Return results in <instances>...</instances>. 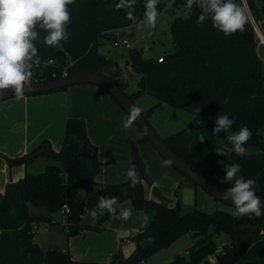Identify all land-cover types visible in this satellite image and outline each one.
<instances>
[{"label": "trees", "instance_id": "obj_1", "mask_svg": "<svg viewBox=\"0 0 264 264\" xmlns=\"http://www.w3.org/2000/svg\"><path fill=\"white\" fill-rule=\"evenodd\" d=\"M256 1L261 3L260 6L255 4ZM117 2L75 0L69 6L71 22L67 26V42L62 41L59 48L47 46L42 42L45 33L41 31V40L35 42L38 56L54 59L59 66H67L70 76L105 75L108 69H117L116 63L99 53V39L115 41L118 34L134 33L143 20L145 0H137L135 20L127 17L125 9H116ZM249 4L255 19L263 24L264 33V0H249ZM169 6L174 13L176 8L186 7V2L161 0L157 6L158 13ZM200 11L199 7H194L189 10L188 17H178L171 22L174 51L164 55L165 62L158 64L145 58L143 49L128 50L126 65L141 77L135 93H127L128 83L122 73L114 82L133 101L140 94H146L158 104L164 103L192 114L194 119L188 127L162 140L206 180L226 190V183L220 184L217 178V173L222 172L216 167L221 156L215 141L227 139L229 133L213 135L215 119L225 114L234 119L230 132L238 130L241 125L247 126L252 136L245 145L264 151V71L250 22L244 31L225 36L212 26L211 18L202 25L198 24ZM70 62L73 63L71 66L68 65ZM198 108L201 109L199 113L196 111ZM152 109L142 112L146 119ZM201 132L207 138L204 143L198 141ZM72 138L75 142L70 144ZM47 143L44 141L32 152L10 160V163L25 165L27 171L20 179L9 182L4 194L0 193V264H100L77 261L58 249L42 250L33 240V226L41 222L50 223L53 214L60 212L64 205L70 208L66 214L68 239L81 232L105 229L106 226L102 225L111 217L108 213L99 216L96 225L82 222L84 213L97 204V198L91 197L96 190L97 150L87 137L85 120L68 119L65 124L63 148L69 146L68 163L73 161L81 143H85L92 154V159L79 173H67L64 164L49 165L36 174L28 172V164L40 156L38 153ZM42 154L60 161L50 144L47 153ZM221 175L224 176L223 173ZM82 192L86 194L87 203ZM255 193L264 197V169L258 176ZM105 194L118 196V203L130 200L137 210L149 214L147 224L131 239L135 244L132 253L124 256L121 250H117L112 254L110 264H144L152 255L185 234L192 235L195 244L188 251V257L177 256L170 264H211L209 258L218 249L215 237L222 233L231 236V243L223 247V255L216 256L218 264H264V232L238 230L244 224L262 225L264 215L234 218L228 211H217L212 215L197 211L183 213L179 203L171 207L146 198L141 182L135 188L130 187L129 181L108 184ZM30 203L46 207L47 215H30ZM147 237L154 239L146 243Z\"/></svg>", "mask_w": 264, "mask_h": 264}, {"label": "rangeland", "instance_id": "obj_2", "mask_svg": "<svg viewBox=\"0 0 264 264\" xmlns=\"http://www.w3.org/2000/svg\"><path fill=\"white\" fill-rule=\"evenodd\" d=\"M255 4L260 6L261 3L256 1ZM188 16L189 10L185 6L176 8L173 18L162 11L157 15L154 29H150L140 22L134 33H123L124 36L119 40L121 43L119 46H115V41L112 39H99V53L116 63L117 68H123L121 73L128 83L127 93L129 95L137 91L136 85L141 77L126 65L129 49L122 42L128 41L132 48L143 49L147 59L155 60L159 56L171 54L174 51L170 30L171 22L175 18ZM256 42L257 45L260 42L257 36ZM258 52L264 71V47L259 46ZM79 88L91 90L96 88L103 96ZM14 98L0 102L1 114L4 115L10 111L8 108L11 104H3ZM25 98L26 101H24ZM21 102L17 109L21 124L14 136L15 139L12 138L7 142L6 138H0V145L8 144L11 148H20L25 141L32 144L34 140L41 139L55 148V143L65 137L66 118L84 119L87 137L97 150L98 168L94 178L96 197L104 195V189L108 184L128 181L126 172L130 166L134 165L133 148H135L145 171V177L141 178V183L146 198L155 199L171 207H175L179 203L183 213L197 211L212 215L217 211H234L232 206L212 197L168 163L148 142L135 123L131 127L125 128L123 125L128 118L127 113L112 96L100 87L93 84H80L60 91L24 96ZM134 102L143 111L153 108L148 114L147 120L160 138L178 133L188 127L194 118L192 114L177 110L167 104H158L155 99L146 94H140L134 99ZM12 140L14 145L10 143ZM1 151L0 192H4L10 181H16L26 174V166L10 163V160L15 159L16 156H10ZM259 159L256 167L249 169L247 165L241 168V174L246 179L257 181L255 190L258 185V176L264 169V164H261L262 160ZM49 165L60 166L62 164L58 160L42 154L29 163L27 169L28 172L36 174L42 172ZM224 165L229 164L217 160L216 167L225 175ZM226 185L228 188L227 183ZM82 194L85 203H87L86 194L84 192ZM116 206L119 211L132 209L131 217L127 221H123L116 215H111L109 221L102 225V227L106 226L105 229L81 232L68 239L67 215L60 211L53 214L50 223L41 222L33 226V240L42 250H47L49 247L58 249L69 253L77 261L110 264L112 253L115 250H121L125 256L132 252L134 242L122 243L119 246L118 238L124 241L129 238L133 239L139 229L145 226L149 220V214L146 211L137 210L130 200H125ZM29 212L32 216L47 215V208L36 207L30 203ZM82 222L87 225H96L98 220L84 213ZM215 241L218 249L209 258L211 264H218L216 256L223 255V247L231 243V236L222 233L215 237ZM194 244L193 236L185 234L170 246L152 255L145 261V264H170L177 256L188 257V251Z\"/></svg>", "mask_w": 264, "mask_h": 264}, {"label": "clouds", "instance_id": "obj_3", "mask_svg": "<svg viewBox=\"0 0 264 264\" xmlns=\"http://www.w3.org/2000/svg\"><path fill=\"white\" fill-rule=\"evenodd\" d=\"M174 2V0H173ZM75 0H0V91L11 90L17 99L25 95V88L33 75V58L38 61V48L35 42L41 40L51 47H61V42H67L69 33L67 26L71 22L70 5ZM137 0H118L116 9H125L127 17L135 20V5ZM161 0H145L142 23L148 28L156 27L158 4ZM186 7L201 9L197 18L198 24H204L211 18L212 26L225 36L245 30V25L252 19L251 10L246 5L237 4L235 0H186ZM151 35V32H149ZM200 108L196 111L200 112ZM143 109L136 104L129 105L128 118L124 127L129 128L141 117ZM235 120L229 115H218L215 119L213 135L221 132L229 133L227 141L232 145L227 152L221 150L218 154L243 157L247 155L245 144L251 139L252 132L247 126L241 125L238 130L231 131ZM206 136L199 133L198 141L204 143ZM225 175L220 178V184H230L222 198L234 205L231 213L234 218L247 216L256 218L264 215V202L256 195L255 179H246L241 173V165L233 163L224 165ZM130 187L135 188L141 182L137 168L130 166L126 172ZM119 197L100 195L97 204L90 209L93 218L105 213L116 215L118 219L127 221L132 215V209H124L117 213L114 207ZM153 237H147L146 243H151Z\"/></svg>", "mask_w": 264, "mask_h": 264}, {"label": "water", "instance_id": "obj_4", "mask_svg": "<svg viewBox=\"0 0 264 264\" xmlns=\"http://www.w3.org/2000/svg\"><path fill=\"white\" fill-rule=\"evenodd\" d=\"M170 18H173L174 13L171 7H167L163 11ZM123 71V68L119 67L118 69L112 71L108 69L105 75L99 74H80L71 76L66 79L47 81L41 83H27L25 88V95H36L40 93H46L58 89H64L80 84H93L104 91H106L109 95H111L118 104L123 108V110L128 114L129 105L135 104V102L130 98V96L123 91L120 87H118L114 80L119 76V74ZM15 95L11 90H3L0 91V102L5 101L10 98H14ZM136 126L140 129V131L144 134L148 142L157 150V152L172 166H174L179 172H181L185 177H187L191 182L195 185L203 189L205 192L210 194L215 199L226 203L234 208V205L227 200L222 198V193L225 191L212 182L206 180L202 175H200L197 171H195L188 163H186L181 157H179L176 153H174L158 136L155 130L148 123V120L141 114V117L134 122ZM75 142V138H72L70 144ZM49 144H45L42 150L38 153L41 155L42 153H47V148ZM69 146H66L62 149V151L58 154V159L62 164H64V169L69 174H77L79 173L85 165L89 163L92 159V154L90 149L87 147L85 143H81L79 146L78 153L73 157V161L68 163L70 160V156L68 154ZM134 150V165L137 168L141 177H145V171L142 166V163L136 153V149ZM37 156V154L35 155ZM91 197L96 199V194L92 193ZM261 201L264 202V197H260ZM239 231H250V232H264V223L262 225H253V224H244L238 227ZM218 260V258H217ZM120 264H123L121 262Z\"/></svg>", "mask_w": 264, "mask_h": 264}, {"label": "crops", "instance_id": "obj_5", "mask_svg": "<svg viewBox=\"0 0 264 264\" xmlns=\"http://www.w3.org/2000/svg\"><path fill=\"white\" fill-rule=\"evenodd\" d=\"M171 7V6H170ZM259 46H263L264 47V44L262 43V41H260L258 43V47H257V53H258V56L260 58V55H259ZM261 60V58H260ZM118 69V68H117ZM112 70H116V68L112 69ZM79 89H84L89 92V91H92L94 93H96V95L100 94L102 95V93H99L97 91V89H89V88H79ZM104 91V90H103ZM103 96V95H102ZM26 101V98L25 100ZM21 99H17L16 97L14 99H11L9 101H6L5 104L3 105H8V104H11L10 108V111L9 112H6L4 115L1 114L2 110H0V138H6L7 139V142L10 141L12 138H14V136L17 134L18 132V128L20 126V122H21V119H20V115H19V112H18V108H19V104H21ZM178 110V109H177ZM188 113V112H187ZM128 115V114H127ZM194 117V116H193ZM69 118H66V121L68 120ZM194 119V118H193ZM192 119V120H193ZM192 122V121H191ZM190 122V123H191ZM66 124V123H65ZM22 127L24 125H21ZM21 128V127H20ZM14 130H17V131H14ZM65 134V133H64ZM65 139V137H64ZM64 139H60L57 143H55V148L51 147L54 152L56 153H60L63 149V143H64ZM44 141H42L41 139H38V140H34V142L32 144H29L28 141L26 143L23 144L22 147H16V148H11L10 146H8V144H2L0 145V148L4 147L5 149H0L1 150H5V151H1V152H5L7 153L8 155L10 156H22V155H25V154H28L30 152H32L34 149H36L39 145H41ZM11 144L14 145V142L12 140V142H10ZM218 144V145H217ZM51 145V144H50ZM94 145V144H93ZM215 147L218 151V153L223 150L224 152H227L228 149H230L232 147V145L227 141V139H216L215 141ZM245 148L247 150V155L246 156H243V157H239V156H236L235 153H232L230 155H221L220 154V158L218 160H221V161H224V162H227V164H233V163H239L241 165V168L242 167H246L248 165V168L249 169H252L254 168V166L256 167L257 165V162H258V159L259 160H262L260 161L261 164H264V151L262 150H259L258 148H255V147H251V146H248V145H245ZM17 149V151H15ZM13 152H16V153H13ZM260 153V154H259ZM17 154V155H16ZM60 162V161H59ZM217 162V161H216ZM62 164V163H61ZM62 166V165H61ZM27 171V170H26ZM241 174V173H240ZM23 177V176H22ZM222 177V175L218 172L217 173V178L218 180H220V178ZM227 186V185H226ZM231 185L228 184V187H230ZM257 190V189H256ZM5 192V191H4ZM4 192H0L1 194H4ZM145 222V221H144ZM146 225V224H145ZM144 227V226H142ZM141 227V228H142ZM106 228V227H105ZM140 228V229H141ZM139 229V230H140ZM132 241H131V238L127 239L126 241H124L123 239H119L118 238V243H119V246L122 245V243H127V244H130ZM51 248V247H49ZM135 248V244L133 243V248L131 251H133ZM116 251V250H115ZM114 251V252H115ZM113 252V253H114ZM112 253V254H113ZM132 253V252H131ZM130 253V254H131ZM125 256V255H124ZM128 256V255H127ZM145 264V263H144Z\"/></svg>", "mask_w": 264, "mask_h": 264}, {"label": "built area", "instance_id": "obj_6", "mask_svg": "<svg viewBox=\"0 0 264 264\" xmlns=\"http://www.w3.org/2000/svg\"><path fill=\"white\" fill-rule=\"evenodd\" d=\"M181 2H186V0H180ZM235 2L237 4H241L246 5L250 10V4H249V0H235ZM170 7V6H169ZM252 13V11H251ZM251 26L253 27V30L255 32V35L258 37V39H260V41H262V36H264L263 30H262V23L259 20H256L255 17L253 16L252 13V19L249 21ZM123 33L118 34L117 38L115 40L114 45L115 46H119L121 43L119 42V40L123 37ZM128 49L132 48L129 44L128 41H123L122 42ZM144 52V50H143ZM144 52V56H145ZM38 61L37 58H33L34 61V65H33V75L30 78V80L28 81V83H41V82H47V81H54V80H61V79H66L71 77L69 75L68 72V67L67 66H62V65H58L56 63V61L54 59H43L41 57L38 56ZM155 61L158 64H161L164 61V55L163 56H159L158 58L155 59ZM73 63L70 62L68 65L71 66ZM50 79V80H48ZM61 212L66 215L70 212V208L67 205H64L62 207ZM86 214L90 215L89 211H86Z\"/></svg>", "mask_w": 264, "mask_h": 264}, {"label": "bare ground", "instance_id": "obj_7", "mask_svg": "<svg viewBox=\"0 0 264 264\" xmlns=\"http://www.w3.org/2000/svg\"><path fill=\"white\" fill-rule=\"evenodd\" d=\"M262 43L264 44V36H262Z\"/></svg>", "mask_w": 264, "mask_h": 264}]
</instances>
